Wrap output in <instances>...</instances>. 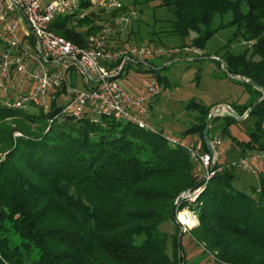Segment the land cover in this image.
Masks as SVG:
<instances>
[{
  "label": "trees",
  "instance_id": "16d2710c",
  "mask_svg": "<svg viewBox=\"0 0 264 264\" xmlns=\"http://www.w3.org/2000/svg\"><path fill=\"white\" fill-rule=\"evenodd\" d=\"M149 2L165 10L155 20L159 27L154 25L158 31L153 34L187 38L195 32L193 45L201 49L219 29L236 26L230 43L243 40L247 45L239 53H223L224 72L254 82L231 78L252 93L250 103L232 105L240 115L262 97L250 111L257 121L251 139L243 144V155L263 149L264 0L132 1L135 5ZM81 7L89 11L85 16L77 17L79 10L58 15L52 23L55 32L80 45L108 20L135 10L125 4L103 19L95 9L89 10L88 1ZM228 12H232L231 20L212 27L217 15ZM130 61L133 56L117 77ZM149 65L148 71H156L154 63ZM62 106L55 98L46 113L38 106V112L29 107L11 109L0 101V264H26V259L30 264L185 261L176 213L190 203L176 200L200 184L195 161L186 149L169 143L160 129L157 133L111 116L95 120L87 113L82 118L50 121ZM194 106L199 118L188 131L201 134L203 148L208 150L203 132L213 107L197 102ZM9 118L17 120L15 127L4 123ZM236 119L229 113L215 116L211 138L214 127L225 132ZM16 131L22 135L14 136ZM220 166L224 167L195 204L199 225L191 230L194 239L204 254L213 255V264H264V166L259 184L250 190L235 187V167L218 162ZM166 221L177 228L171 235L173 257L167 252L170 235L160 230ZM9 234L18 236V245L10 244Z\"/></svg>",
  "mask_w": 264,
  "mask_h": 264
},
{
  "label": "built area",
  "instance_id": "2783aa9c",
  "mask_svg": "<svg viewBox=\"0 0 264 264\" xmlns=\"http://www.w3.org/2000/svg\"><path fill=\"white\" fill-rule=\"evenodd\" d=\"M88 1L91 6L106 13L123 6L121 0H0V41L4 48L0 52V101L11 109L22 110L32 105L41 107L49 113L55 96L49 95L50 88L65 87L67 101L57 115L50 119H65L68 116L82 118L87 113L94 116H111L118 120L130 122L139 128L159 132L151 122L152 100L161 93L162 86L157 78L149 77L142 80L135 92L126 89L118 80L117 75L131 57L151 55L161 50L151 47H133L128 50H115L109 46L108 37L112 31L105 25L98 33L87 37L85 45H80L55 32L52 23L58 15L74 14L81 10L85 16L88 10L82 9L81 4ZM131 10L128 14L115 17V25H127ZM18 16V21L14 18ZM112 20V19H111ZM23 22L25 37L18 34V23ZM33 40V42L31 40ZM202 54L198 48H185ZM122 59L119 65L116 63ZM64 67L54 70L43 67L41 73L37 67L47 63L60 61ZM70 68L77 74L84 76L85 83L92 84L87 90L74 85H67ZM17 73L16 84L19 90L17 96L10 93L12 73ZM173 145H180L189 153L196 164V175L200 184L194 189L183 192L180 200L196 204L206 184L224 166L217 167V163L225 154L223 138L219 134L213 135L212 144L215 154L205 150L196 141H185L178 135L161 133ZM264 159V150L254 151L243 155L228 166L243 168L255 172V162ZM216 161L213 168V162ZM177 200V203L180 202ZM187 211V212H186ZM176 222L182 232H188L199 225V218L189 205L178 209Z\"/></svg>",
  "mask_w": 264,
  "mask_h": 264
},
{
  "label": "rangeland",
  "instance_id": "374dc122",
  "mask_svg": "<svg viewBox=\"0 0 264 264\" xmlns=\"http://www.w3.org/2000/svg\"><path fill=\"white\" fill-rule=\"evenodd\" d=\"M121 1L123 5L127 4L134 8L135 13L130 15V22L127 25H115V19H110L105 23L112 29L108 37L109 46L115 50H128L133 47L147 46L153 50L160 49L161 51L145 56L136 54L134 61L128 63L123 75L118 77V80L126 89L135 92L143 79L157 78L162 86V91L156 96L151 107V122L165 134L178 135L185 141H196L203 147L201 134L196 131H188L191 126L197 123L199 118V112L194 106L195 102L217 107L220 104L235 101L243 104L252 101L250 89L242 83L233 81L225 74L222 64L220 65L217 61L223 59L222 55L226 50L239 53L247 44L243 40L231 41L230 43L236 26L219 29L208 40L203 49L193 45V39L197 35L195 32H192L187 38L163 34L157 36L153 34V32L158 31V28L154 25H157L155 20L163 16L165 10L162 7L156 6V2L135 5L132 3L133 0ZM92 9H95L99 17L101 16L103 19L108 16L106 12L96 7L91 6L89 8V10ZM130 12L129 9L123 14ZM77 17L83 16L79 14ZM231 18L232 12L217 15L212 27L215 28L222 22H228ZM72 19L75 22V18ZM14 20L17 22L18 16H15ZM23 24L22 21L18 23V34L22 39L25 37ZM88 25H85L84 28H87ZM157 26L159 27V25ZM185 45H188L187 47L191 49H201L202 54L198 55L193 51H186ZM3 48V44L0 43V52ZM150 62L158 68L156 71H148ZM61 67H64V63ZM40 70L41 73H44L43 68ZM77 79L78 88L87 90L88 87L84 84V76L78 74ZM65 99L64 96L59 98L58 103L65 104ZM29 108L31 111H39L36 106H30ZM225 114H228V112L223 111L219 116ZM256 121V116L249 114L244 119L232 121L225 132H222L218 126L214 127V130H212L213 135H221L224 142L225 154L220 159V163H234L242 157L245 148L243 144L251 139ZM16 122L17 120L13 118L4 120V123L12 127L16 126ZM20 135H22L20 131L14 132V136ZM261 150H264V148L248 150L247 153ZM254 165L255 172L235 167L236 180L234 184L236 188L250 190L251 186L259 184L260 174L264 166L263 159L255 162ZM190 207L195 210L198 209L195 204H190ZM160 230L170 235L167 252L173 257L175 246L171 235L177 230L176 225L172 221H166L160 225ZM191 230L182 232L181 227L178 225V232L183 234L179 249L183 253L185 261H182L181 264H213V255L210 253L204 254L203 246L196 242L194 239L195 233ZM9 237L12 246L19 244L20 240L17 235L9 234ZM26 264H30L29 259H26Z\"/></svg>",
  "mask_w": 264,
  "mask_h": 264
},
{
  "label": "water",
  "instance_id": "95a60500",
  "mask_svg": "<svg viewBox=\"0 0 264 264\" xmlns=\"http://www.w3.org/2000/svg\"><path fill=\"white\" fill-rule=\"evenodd\" d=\"M221 62H222V66L224 68V64H225V60L224 59H221ZM156 68V67H155ZM158 69V68H156ZM228 76L230 78H234V77H237L243 81H246V82H249L251 84H254L253 81L247 79L245 76L243 75H239V74H234V73H227ZM262 91H263V94H264V89L261 88ZM262 99L261 98H258L251 107L248 108V110L245 112V114L243 115H240L230 104H220L218 105L217 107H213L209 113V116H208V119L206 121V126H205V129H204V132H203V137H204V141H205V144L207 146V149L211 152L212 155L215 154V150H214V147H213V144H212V140H211V136L209 134V130H210V127H211V122L213 120V118L217 115H219L220 113H222L223 111H227L229 114L235 116L237 119L241 120V119H244L247 115L250 114V111L252 109V107L254 105H256L260 100ZM215 163L216 161L214 160L213 162V168L215 167ZM187 192V191H185ZM184 192V193H185ZM183 198V196H180L178 198V200L180 201L181 199ZM181 237H182V232L179 234V246H180V242H181Z\"/></svg>",
  "mask_w": 264,
  "mask_h": 264
},
{
  "label": "crops",
  "instance_id": "0c3cea01",
  "mask_svg": "<svg viewBox=\"0 0 264 264\" xmlns=\"http://www.w3.org/2000/svg\"><path fill=\"white\" fill-rule=\"evenodd\" d=\"M31 40V39H30ZM33 42V40H31ZM63 61L60 60V61H54V62H50V63H47L43 66H33L31 65L30 63L28 64L29 67H37V69H41V68H46V69H50V70H54L56 68H62L61 65H62ZM78 74L75 72V70L73 68H70L69 72H68V77H67V82H66V86L67 85H74V86H77L78 87ZM16 80H17V73L14 71L12 73V76H11V79L9 80L10 82V93L12 96H17L19 94V90L18 89H15L13 86L16 84ZM84 84L87 86V87H90L92 84L90 83H85L84 81ZM51 94V96H55V98H57V101L59 100V98L61 97H65L66 101H67V94H66V91H65V87L61 88V89H55V88H50L49 90V95ZM156 98V97H155ZM154 98V99H155ZM154 99L152 100V104H151V107L153 105V102H154ZM60 105H63L61 103H59ZM230 104L231 106L234 105V104H243V103H240L239 101H235L233 103H228ZM244 104H247V103H244Z\"/></svg>",
  "mask_w": 264,
  "mask_h": 264
},
{
  "label": "bare ground",
  "instance_id": "6f19581e",
  "mask_svg": "<svg viewBox=\"0 0 264 264\" xmlns=\"http://www.w3.org/2000/svg\"><path fill=\"white\" fill-rule=\"evenodd\" d=\"M187 212V211H186Z\"/></svg>",
  "mask_w": 264,
  "mask_h": 264
}]
</instances>
